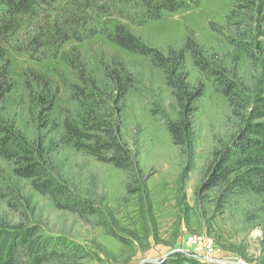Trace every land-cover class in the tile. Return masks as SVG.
Wrapping results in <instances>:
<instances>
[{
	"label": "rangeland",
	"instance_id": "374dc122",
	"mask_svg": "<svg viewBox=\"0 0 264 264\" xmlns=\"http://www.w3.org/2000/svg\"><path fill=\"white\" fill-rule=\"evenodd\" d=\"M184 1L187 8L149 20L143 0H101L104 8L89 10L75 39L60 47L36 41L72 3L47 0L38 18H17L15 30L3 42L15 88L0 99V133L5 129L27 139L49 175L97 210L95 217L83 220L57 209L30 181L15 177L14 165L0 157V223L35 229L37 237L50 243L47 264H160L180 255L191 259L187 239L193 235L212 239L218 257L264 264V197L225 202L216 192L197 196L214 150L240 126L228 100L186 53L187 82L205 86L204 96L193 105L191 160L173 144L161 117L152 113L157 107L173 120L179 113L161 72L108 40L123 25L169 56L193 39L205 62L237 85L245 105L264 101V36L244 37L243 27L237 32L229 25L234 0ZM5 16L0 5V22ZM120 80L129 89L124 98L118 91ZM78 88L95 99L88 101H121L119 131L139 162L136 181L66 140L64 122L75 119L85 101ZM42 98L55 101L51 112Z\"/></svg>",
	"mask_w": 264,
	"mask_h": 264
},
{
	"label": "trees",
	"instance_id": "16d2710c",
	"mask_svg": "<svg viewBox=\"0 0 264 264\" xmlns=\"http://www.w3.org/2000/svg\"><path fill=\"white\" fill-rule=\"evenodd\" d=\"M70 2L72 6L62 17H57L49 23L48 33L36 43L43 45L41 40L45 39L61 47L75 39L82 23L87 20L89 10L99 11L104 8L100 4L101 0ZM46 3L47 0H0V5L6 12L5 18L0 22V99L6 98L15 88L11 64L3 55V42L15 30L17 18H38V9ZM142 4L145 8V18L149 20H158L165 12L174 14L187 8L184 0H143ZM233 19L238 20L237 23L233 22ZM229 25L235 27L237 32L243 27L244 37L253 34L264 36V0H234ZM108 40L128 53L145 58L151 67L161 72L166 86L177 102L179 113L175 120L157 107L152 109V113L161 117L173 144L192 160L195 110L193 105L204 96L205 86L195 88L187 82L188 75L183 67L186 53L191 54L200 73L212 81L218 94L228 100L233 115L237 116L240 122L237 133L227 143L217 146L214 150L197 196L216 192L219 194V200L225 202L247 195L264 197V101H255L251 106L245 105L237 85L225 72H220L214 65L205 62L202 49L193 39H189L183 50H171L169 56H164L157 49L145 44L123 25H117L108 35ZM128 80L133 86V81L126 79ZM118 89L123 98L129 90L122 83ZM77 91V95L85 101H82L78 116L64 122L66 140L78 151L88 153L102 164L125 171L129 179L134 180V173L139 171V162L120 136L121 111L118 105L121 101H102L101 104L100 101H88L95 99L91 95L89 98L79 88ZM41 102L46 106V111L53 110L55 101L48 102L42 98ZM36 155L29 147L27 139L2 129L0 157L14 165L15 177L30 181L34 191L49 197L61 211L77 215L83 220L95 217L96 208L82 198L73 196L64 182L49 175L47 168L37 161ZM137 179L139 177L134 181ZM49 247L50 243L37 237L33 228L11 227L0 223V264H47L51 260ZM189 259L180 255L160 264H205L195 258Z\"/></svg>",
	"mask_w": 264,
	"mask_h": 264
},
{
	"label": "built area",
	"instance_id": "2783aa9c",
	"mask_svg": "<svg viewBox=\"0 0 264 264\" xmlns=\"http://www.w3.org/2000/svg\"><path fill=\"white\" fill-rule=\"evenodd\" d=\"M190 253L193 258L205 264H236L231 259H225L216 255V245L212 239L206 235H193L187 239Z\"/></svg>",
	"mask_w": 264,
	"mask_h": 264
},
{
	"label": "water",
	"instance_id": "95a60500",
	"mask_svg": "<svg viewBox=\"0 0 264 264\" xmlns=\"http://www.w3.org/2000/svg\"><path fill=\"white\" fill-rule=\"evenodd\" d=\"M146 263H149V261H143L141 264H146ZM155 263H157V262H155ZM158 264V263H157ZM236 264H243V263H236Z\"/></svg>",
	"mask_w": 264,
	"mask_h": 264
}]
</instances>
